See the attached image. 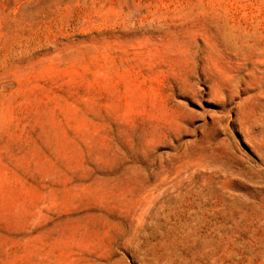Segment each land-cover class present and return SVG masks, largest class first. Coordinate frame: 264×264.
<instances>
[{
  "label": "rangeland",
  "instance_id": "374dc122",
  "mask_svg": "<svg viewBox=\"0 0 264 264\" xmlns=\"http://www.w3.org/2000/svg\"><path fill=\"white\" fill-rule=\"evenodd\" d=\"M0 264H264V0H0Z\"/></svg>",
  "mask_w": 264,
  "mask_h": 264
}]
</instances>
